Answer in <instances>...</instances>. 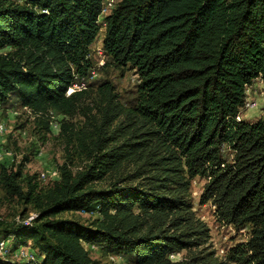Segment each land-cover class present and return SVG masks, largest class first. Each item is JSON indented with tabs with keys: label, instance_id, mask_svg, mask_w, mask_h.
Returning <instances> with one entry per match:
<instances>
[{
	"label": "trees",
	"instance_id": "16d2710c",
	"mask_svg": "<svg viewBox=\"0 0 264 264\" xmlns=\"http://www.w3.org/2000/svg\"><path fill=\"white\" fill-rule=\"evenodd\" d=\"M103 4L0 0V104L71 114L95 89L98 112L66 135L89 161L81 171L64 165L44 186L0 165L5 193L37 213L0 226V239L38 257L0 264H100L85 244L134 264H264V117L237 119L247 87L264 79V0H119L104 15ZM101 30L106 66L138 76L127 105L109 80H87ZM197 176L208 179L201 201L247 230L226 260L190 202ZM75 212L95 218L62 216Z\"/></svg>",
	"mask_w": 264,
	"mask_h": 264
},
{
	"label": "rangeland",
	"instance_id": "374dc122",
	"mask_svg": "<svg viewBox=\"0 0 264 264\" xmlns=\"http://www.w3.org/2000/svg\"><path fill=\"white\" fill-rule=\"evenodd\" d=\"M104 1L106 4V1L110 0ZM111 1L115 6L119 0ZM102 36L103 30L91 46L90 55L93 66L87 80L92 82L99 79L109 80L114 85L119 100L127 105L134 96L138 76L133 69L128 67L121 70L112 65L106 66V56L102 50ZM5 51L6 49L0 50V52ZM76 87L85 88V83L76 85ZM76 87L72 86L71 89H68L67 95ZM254 88H256L254 93L253 88H250V97L256 98V107L241 109L242 118L246 120L264 117V93H262L264 85L260 82ZM94 91L95 89H88L87 94L82 97L81 104L71 114H63L54 109L49 110L47 115L42 114L23 107L17 102L15 103L13 99H10V103L0 104V122H3L6 127L5 132L0 134V165L4 164L14 171L21 168V178L33 174L37 175L39 172H45L52 168L59 170L64 165L70 168L73 173L84 169L89 161L79 148L68 144L66 135L82 129L88 118L91 119V115L96 114L98 116L97 108H95ZM82 105H88V108L92 110L91 114L90 110L87 107H82ZM61 126H65L67 132L63 133ZM6 150L12 151L13 156L7 157L5 155ZM38 181L44 186L50 182L48 180ZM207 181V178L195 177L191 182L189 199L197 217L203 220L209 228L211 249L219 258L226 260L225 254L228 247L245 239L248 233L245 229H238L232 224L222 221L212 200L201 201ZM106 184V181H100L95 185L104 187ZM29 211L34 212V209L29 205L25 206L17 198L9 197L0 185V226L13 223L15 218ZM62 216L76 218L85 224H90L95 218L93 215L76 212L64 213ZM11 245L17 247L19 244L12 243ZM21 245L26 246L25 244ZM86 248L90 257L100 264H134L132 258L127 254L109 253L97 246L93 249L88 246ZM30 251L37 256L33 247H30ZM187 256L188 252L182 250L174 258L179 260ZM27 261L25 257L18 260L19 263H26ZM228 264L234 263L228 262Z\"/></svg>",
	"mask_w": 264,
	"mask_h": 264
},
{
	"label": "built area",
	"instance_id": "2783aa9c",
	"mask_svg": "<svg viewBox=\"0 0 264 264\" xmlns=\"http://www.w3.org/2000/svg\"><path fill=\"white\" fill-rule=\"evenodd\" d=\"M114 5L112 4V1H104L103 4V8H102V14H107L111 8ZM259 82H261L264 85V79L263 78H257ZM74 87H76V85H74ZM77 88V87H76ZM250 88L251 85L247 87L246 89V99L244 102V105L241 107V109H248V108H255L257 105V101L256 98H251L250 97ZM69 89H71V87H69ZM74 91V90H73ZM262 93H264V91H262ZM237 116V119L239 120L240 118H242V114H241V110ZM262 110V109H261ZM6 130V127L4 125L3 122H0V134H3ZM5 155L7 157H12L13 153L10 150H6ZM60 177V170L58 169H49L47 171H42L39 172L37 174V179L38 180H48L50 182H52L53 180L59 179ZM80 214H87L89 215V213H85V212H81ZM37 216V213L34 212H27L24 215H20L17 218L14 219L15 223L18 224H23V225H30L32 224V222L34 221L35 217ZM14 242V237L12 235L3 237L0 239V257L5 259V260H9V261H16L18 262L19 259H21L22 257L27 258L28 261H36L37 260V256L30 251V245H18L17 247H13V245H11ZM86 246H88L89 248L93 249L95 247V245H90V244H85V248ZM177 254H170V258L175 259L174 257Z\"/></svg>",
	"mask_w": 264,
	"mask_h": 264
},
{
	"label": "crops",
	"instance_id": "0c3cea01",
	"mask_svg": "<svg viewBox=\"0 0 264 264\" xmlns=\"http://www.w3.org/2000/svg\"><path fill=\"white\" fill-rule=\"evenodd\" d=\"M258 83H260L259 81H258V79H255L254 80V82L252 83V85H251V87L253 88V93L255 92V90H256V88H254Z\"/></svg>",
	"mask_w": 264,
	"mask_h": 264
}]
</instances>
